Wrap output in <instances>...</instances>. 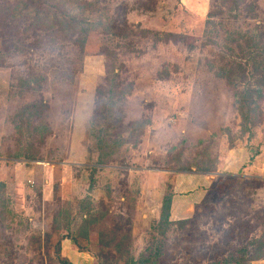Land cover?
<instances>
[{"label":"rangeland","instance_id":"rangeland-1","mask_svg":"<svg viewBox=\"0 0 264 264\" xmlns=\"http://www.w3.org/2000/svg\"><path fill=\"white\" fill-rule=\"evenodd\" d=\"M22 1L0 0V182L8 204L0 264H65L67 234L97 264H124L154 247L164 252L158 264H215L250 239L264 242V119L242 125L232 88L215 74L217 49L202 45L208 19L221 29L264 23V0H242L237 10L232 0L52 1L62 22L80 17L87 2L94 9L84 17L112 18L111 34L91 29L82 45L59 21L36 24ZM30 74L42 77L38 88L20 86ZM113 74L115 105L99 113L98 90L106 102ZM100 130L109 143L125 141L95 166ZM202 164L213 171L201 173ZM221 178V194L205 191L193 204ZM172 188L176 210L182 197L190 210L176 213L185 222L164 225L161 201Z\"/></svg>","mask_w":264,"mask_h":264},{"label":"trees","instance_id":"trees-1","mask_svg":"<svg viewBox=\"0 0 264 264\" xmlns=\"http://www.w3.org/2000/svg\"><path fill=\"white\" fill-rule=\"evenodd\" d=\"M52 1L55 0H25L20 2L19 6L23 13L33 14V20L36 24H38L39 21L49 22L51 26H54V22L56 21H59L61 25L64 24L66 32H70V34L75 33L79 36L78 40L81 45L84 43L85 36L91 29H100L106 34L112 33L111 29L113 20L110 16L105 15L104 13L99 15L96 19L83 16L86 9H89V11L94 9V4L92 2L80 5V17L68 16V21L62 22V20L57 17V14L51 10L52 7L50 5ZM242 2V0H232V9L237 10L239 4ZM252 5L253 3L249 2L246 10H252ZM234 17H237V15ZM220 26H222V24ZM253 26L252 29L246 30H241L240 27L230 28L228 26L221 29L215 22L208 19L207 29L204 31V39L202 41V45H209L217 49L215 60L218 65L215 66V74L220 78H224L232 88L234 103L237 106L236 109L240 114L242 125L244 127L258 124L264 119V111L260 106L264 94V23L256 21ZM210 66L212 68L214 67L213 64H210ZM41 78V76L30 74L20 80V86L27 89L38 88ZM110 83L111 85L108 90L106 102L103 101L104 93L101 90H98L97 106L100 110L99 113L103 110L109 113L110 108L115 105L117 86L114 74L110 78ZM37 108V105L33 104L27 109V123L29 125L31 117L37 115ZM98 115L99 114H96L97 117ZM142 125V122H137L134 126V130H138ZM100 133L101 134H98L97 136L99 153L95 166L103 165L111 160L115 147L125 141L120 140L118 142L114 140L109 143L107 142V135L104 134L105 132L100 130ZM256 155L257 152L252 154L249 157V161H253ZM198 171H201V173H209L212 172L213 169L208 165L202 164V166H198ZM222 183L221 178L217 182L209 185L206 189V195L209 197L213 192L221 194ZM4 188L5 184L0 182V216L8 209V204L2 194ZM173 198V188L164 193L161 201L159 223L170 225L174 221L185 222L186 218L171 220ZM92 224H94L93 220H85L81 226L82 230H86L87 227ZM82 230L79 229L80 236L82 235L81 233H83ZM64 239H69L74 244L75 242L77 243V239L72 235L69 236L67 234ZM77 247L79 249H85L81 246ZM263 249V240L253 238L240 246H236L226 256L217 260L215 264H252L253 261L264 259ZM58 252L60 254V250H58ZM163 255V251L154 247V251H152L151 254L137 259L134 257H128L125 259L124 264H158ZM103 262V260L99 259V264H104ZM62 263L69 264L68 261ZM107 264L112 263L107 262Z\"/></svg>","mask_w":264,"mask_h":264},{"label":"crops","instance_id":"crops-1","mask_svg":"<svg viewBox=\"0 0 264 264\" xmlns=\"http://www.w3.org/2000/svg\"><path fill=\"white\" fill-rule=\"evenodd\" d=\"M44 183L46 184V186L49 183L48 179L44 180ZM49 188V187H48ZM48 188H46L47 190H44V200L48 199V196L50 195V191L48 190ZM45 189V188H44ZM206 189V187H205ZM205 189H201V193L200 195H196L194 196V201L193 204L196 203V201H198L201 197L204 196L205 193ZM193 195V194H191ZM175 195L173 198V203H172V208H171V220H179L184 216H176V213L180 210H190V202L188 201L187 198L182 197L181 198V204L178 206V210L177 206H175ZM198 199V200H197ZM61 256L62 258H64L66 261H68L69 264H97V261L93 255L92 250L89 249H79L77 247V245H75L74 243H72L69 239H64L62 241L61 244ZM252 264H264L263 261L259 260V261H253Z\"/></svg>","mask_w":264,"mask_h":264}]
</instances>
